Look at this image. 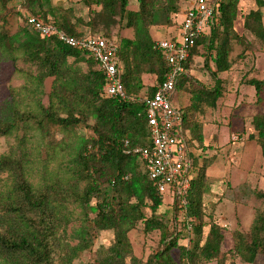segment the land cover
Here are the masks:
<instances>
[{
	"label": "trees",
	"instance_id": "1",
	"mask_svg": "<svg viewBox=\"0 0 264 264\" xmlns=\"http://www.w3.org/2000/svg\"><path fill=\"white\" fill-rule=\"evenodd\" d=\"M130 1L82 0L89 13L85 19L73 7L55 5L53 0H16L15 7L14 0H0V55L14 65L22 59L36 68V74L28 76L30 86L25 89L35 107L27 104L21 109L17 105L20 92L15 89L11 90L12 99L0 104V138L20 134L16 149L0 156V264H72L92 249L97 233L105 231L114 233V242L100 248L92 264H144L132 255L129 239L139 224L144 225L147 234L161 233L160 247L145 264L223 263L226 259L222 250L224 227L213 217L206 219L205 197L211 191L207 172L217 157L202 154L205 135L198 118L205 115L206 109L217 107L224 93L220 75L233 67L234 43L246 42L235 28L242 0H214V26L197 42L184 64L187 72L180 76L176 87L174 105L180 107L183 116L195 174L185 197L186 205L173 197L180 230H170L159 217L165 196L154 187L134 150L152 146L144 99L156 94L170 71L163 53L156 48L161 39L153 36L152 28L173 27L165 39H175L177 17L184 12L182 3L190 0H136L137 10L129 9ZM250 1L256 9L245 15L244 29L264 42V0ZM14 14L25 26L11 33L8 25ZM27 16L51 21L72 37H103L118 43L119 71L128 98H105L106 76L98 64L57 39L42 38L28 24ZM117 25L131 30L133 37L120 41L112 37ZM83 28L93 34L87 35ZM198 57L205 59L204 68L214 82L213 88L200 84L191 75ZM49 78H53V84L47 94L45 82ZM146 78H154V83L148 86ZM245 84L255 89V104L261 106L264 79L249 78ZM182 92L190 96L187 107L180 105ZM44 95L49 97L48 106L42 102ZM251 126L254 133L248 140L255 142L264 156V113L254 115ZM79 127L91 130L92 136L78 137L76 145L66 151L68 179L46 175L34 183L28 148L30 132L50 138V147L57 149L54 133L71 136ZM253 194L264 200L263 191ZM70 206L80 208L84 217L76 231V246L66 239ZM232 235L231 258L254 264L258 256H264V209L257 211L248 231L235 230ZM186 238H190V245H180V240ZM173 251H178V259Z\"/></svg>",
	"mask_w": 264,
	"mask_h": 264
},
{
	"label": "rangeland",
	"instance_id": "2",
	"mask_svg": "<svg viewBox=\"0 0 264 264\" xmlns=\"http://www.w3.org/2000/svg\"><path fill=\"white\" fill-rule=\"evenodd\" d=\"M82 0H53L55 5L65 8L73 7L79 16L88 19L89 13L83 7ZM186 5V7H185ZM16 6V0L12 3ZM188 4L182 3V9H187ZM130 10L138 9L136 0L130 1ZM255 4L250 0H242L240 5L239 18L236 22V31L245 38V44L234 43L231 60L233 67L228 73L220 75L224 81L223 97L218 102L215 109H206L203 117L198 120L202 124L205 135L206 144L203 145V155L206 157L216 156L219 158L208 171L209 176L217 178L220 182L218 189H215L214 183L211 181V191L205 197L206 219L211 218L224 227L225 242L223 252L226 259L223 263L211 261L206 264H244L238 259L231 258L230 251L234 247L233 231H248L255 219L258 210L264 209V200H259L254 191L264 192V156L260 147L248 140V137L254 133L251 126L252 117L258 113H264V103L261 106L255 104V89L247 86L245 80L249 78L264 79V42L256 39L248 31L244 29V18L251 10H255ZM183 13L177 20L182 21ZM24 21L16 14L10 17L8 29L11 33H16L20 28L24 27ZM87 35L93 34L90 29L83 28ZM173 27H153L152 34L156 39L168 38ZM95 35H102L96 32ZM112 37L118 39H130L133 32L121 25H117L112 30ZM243 55V56H241ZM260 55V56H259ZM260 57L259 65L256 66V59ZM72 61V60H71ZM204 57L195 60L192 77L209 88H213L209 73L204 68ZM83 67H85L82 64ZM0 104L6 103L12 99L11 90H19L20 97L17 105L24 109L25 105L35 107V102L29 97L25 90L30 86L28 76L36 74V68L24 60L20 59L17 65L11 60L0 55ZM85 69V68H84ZM19 70L23 71L19 72ZM146 84L152 85L154 78L146 79ZM53 78H49L45 82V92L49 94L52 90ZM180 105L187 107L190 105V96L184 92ZM42 102L45 106L49 105V97L42 96ZM180 109V107H177ZM56 129L53 128V132ZM57 149L51 148V139L44 138L41 134L30 132L28 139V148L32 153V179L34 183H39L42 178L52 179H68V167L66 151L73 148L80 136L91 137L92 132L86 128H78L77 132L71 136H65L59 132L54 133ZM239 135L245 140L246 144L241 146L242 139L238 138L233 146L230 139ZM20 134H13L8 137L0 138V156L9 154L11 149L18 146V138ZM64 152L61 153V149ZM57 153H59L57 155ZM66 158V159H65ZM193 172V171H192ZM227 177L225 178V176ZM224 178V179H222ZM222 180V182H221ZM216 184V183H215ZM70 218L67 229V241L76 246L78 240L76 231L83 225V211L76 207L70 206ZM146 215H151L150 211H146ZM158 215L169 224L170 230H180L181 223L176 222V212L174 210L173 199L167 194L163 205L158 211ZM211 217V218H210ZM179 220L182 218L179 217ZM208 229H206L207 233ZM129 239L132 245L133 256L142 260L145 264L149 257L157 252L160 247L161 233L152 232L145 233L144 225L139 224L136 229L130 232ZM114 242V233L112 231L98 232L95 244L92 249L83 252L72 264H92L97 251L100 248H108ZM180 245L189 246L190 238L180 240ZM173 256L178 259V251H173ZM130 264V261H129ZM254 264H264V256L257 257Z\"/></svg>",
	"mask_w": 264,
	"mask_h": 264
},
{
	"label": "built area",
	"instance_id": "3",
	"mask_svg": "<svg viewBox=\"0 0 264 264\" xmlns=\"http://www.w3.org/2000/svg\"><path fill=\"white\" fill-rule=\"evenodd\" d=\"M178 23L175 39H161L156 48L163 53L170 71L156 94L144 99L150 127L151 148H137L144 172L158 192L179 198L186 205V195L194 180L188 139L184 133L183 116L174 105L180 76L186 73L184 64L190 58L201 37L210 33L215 22L214 0H190ZM26 21L46 39H57L62 44L89 55L106 76L105 98L127 99L121 80L118 56L119 45L103 37L76 38L59 31L51 21L27 16ZM239 137L234 138L236 141Z\"/></svg>",
	"mask_w": 264,
	"mask_h": 264
},
{
	"label": "crops",
	"instance_id": "4",
	"mask_svg": "<svg viewBox=\"0 0 264 264\" xmlns=\"http://www.w3.org/2000/svg\"><path fill=\"white\" fill-rule=\"evenodd\" d=\"M185 7H186V5H185ZM186 9V8H185ZM185 9H183V10H185ZM181 22V21H180ZM159 39H165V38H159ZM260 56V55H259ZM258 56V58L256 59L257 61H256V66L257 65H259V61H260V57ZM198 58H201V57H198ZM198 58H196V59H198ZM195 59V60H196ZM147 80H148V78H146ZM181 97H182V94H181ZM239 138L240 139H242V142H241V146H244L245 144H246V142H245V140L239 135ZM233 139H234V135H232V137H231V139H230V141L232 142L233 141ZM239 142V141H238ZM237 141H235V142H233L232 144H233V146L236 144V143H238ZM204 144H206V140H205V143ZM217 161H219V158H216V160H215V162L213 163V165L217 162ZM212 165V166H213ZM211 166V167H212ZM210 167V168H211ZM209 168V169H210ZM209 169H208V171H209ZM207 175H208V178L210 179V181H212L213 183H214V188L215 189H218V184H220V182H219V180L217 179V178H213V177H211V176H209V174H208V172H207ZM227 177V175L225 176V178ZM222 179H224V178H222ZM221 182H222V180H221ZM216 183V184H215Z\"/></svg>",
	"mask_w": 264,
	"mask_h": 264
}]
</instances>
